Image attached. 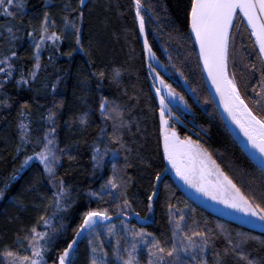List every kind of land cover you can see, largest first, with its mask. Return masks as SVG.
Returning a JSON list of instances; mask_svg holds the SVG:
<instances>
[{
    "label": "trees",
    "instance_id": "trees-1",
    "mask_svg": "<svg viewBox=\"0 0 264 264\" xmlns=\"http://www.w3.org/2000/svg\"><path fill=\"white\" fill-rule=\"evenodd\" d=\"M85 5L81 7L79 0H14L9 7L14 14L11 17L0 9V59L13 51L16 53L9 61L11 76H7V65L0 64L5 69L0 72V189L4 192L0 197V264H6L3 261L6 250L21 256L27 254L33 227L49 233L50 242L45 245L48 252L44 254L50 253L47 259L58 262L59 253L75 236L88 210L108 209L112 220L97 222L91 236L79 238L72 257L75 264H91L88 239L103 241L110 264H121L115 249L119 247V255L125 253L129 243L137 242L133 239L135 232L150 233L151 236H145L149 244L154 236L162 246L170 248L175 238L169 222V204L173 212L185 216V231L206 232L209 236L206 264H247L231 252L232 245H239V251L254 264H264V232L201 208L166 173L159 103L152 90L134 0H85ZM142 5L152 50L172 71L166 55L171 57L175 70L183 73L204 107L203 110L195 107L193 116L201 134L200 144L244 195L256 197L259 203L264 192V171L229 132L208 91L190 30V0H142ZM81 11L83 17L79 15ZM45 13L49 19L45 35L54 32L59 39H45L41 43L40 67L36 69V44L40 43ZM72 22L80 29V45L76 44ZM9 27L11 33L7 30ZM249 33L238 14L230 41L229 69L230 73H236L240 92L253 107L250 97L260 72L245 67L257 62L259 68L258 50ZM113 70H119L118 80L112 79ZM33 71L35 78L31 75ZM101 71L105 73L103 79L93 75ZM173 76L178 78L175 71ZM22 77L27 83H18ZM102 97L119 105L124 114L126 126L117 133L123 139V148L109 142L114 121L101 115ZM50 113L54 114L51 119ZM256 113L260 114L259 110ZM22 122L27 125L29 142L17 152L22 143ZM46 133L54 141L53 150L59 157L56 178L64 181L68 193L60 209L53 203L57 189L49 183L51 178L39 160L33 159L18 173L15 171L21 168L25 156L41 150ZM96 149L100 150L99 163L93 159ZM113 165L117 183L123 187L119 191L112 189L109 195L101 185L113 177ZM157 173L161 176L159 181L155 179ZM12 176L15 179H10ZM154 189L158 195L149 212L147 197ZM125 199L131 210L118 212L117 205ZM40 217L49 219L51 225L44 226ZM141 250L138 245L133 254L142 257Z\"/></svg>",
    "mask_w": 264,
    "mask_h": 264
},
{
    "label": "snow or ice",
    "instance_id": "snow-or-ice-1",
    "mask_svg": "<svg viewBox=\"0 0 264 264\" xmlns=\"http://www.w3.org/2000/svg\"><path fill=\"white\" fill-rule=\"evenodd\" d=\"M14 0H0V9L6 16H13V12L9 10V7L13 5ZM81 7H86L85 0H79ZM135 5V18L138 21L139 33L144 36V51L150 59H155V54L152 51V47L149 44L148 37L146 35L145 17L142 15V0H134ZM75 11V10H74ZM240 14L242 19H246L247 26L250 28V36L255 37V44L258 45L257 62H253L245 67L250 68L253 72H260V79L257 81V86L252 88L253 97H250L253 107H249V103L242 97L240 89L237 84L236 73L229 72V44L231 40V32L235 27V18ZM83 17V12L79 13ZM190 21L191 31L195 35L196 43L199 44V59L203 61V70L207 72L208 78L211 80L216 93L220 97V103L223 106L224 111L231 118L232 122L237 125L240 132L246 138L247 146L252 150L250 154L253 158L256 157V153L259 154V163L262 169H264V0H190ZM67 19L65 20V26H68ZM49 19L48 13L44 14V20L41 25V35L39 37L40 43L36 44V65L35 68L39 69V50L41 43L45 39L57 40L59 37L56 33H48ZM71 27L75 30L76 44L80 45V29L76 26L75 22L71 23ZM8 32L11 33L12 28L9 27ZM83 51V47H80ZM71 55V53H68ZM16 53L13 51L10 56H4L0 59V64L7 65V76H11L12 65L9 63L12 57H15ZM171 60V57H169ZM150 73H154V80L158 79L163 88L157 87L155 89L156 95L159 97V116H160V136L163 143V155L167 159L169 164L175 170L176 175L179 176L185 184L195 189L197 193L202 194L205 197L213 201H217L219 204H223L225 208L232 209L234 212L242 213L241 219L256 218L262 226H264V192L260 194V202H256V197L245 196L241 189L237 186L233 180L225 174L220 165L212 159L211 153L207 152L200 144L199 141H193L191 137L185 136L180 138L176 129L170 125V120L174 117L172 108L169 105L173 100L179 101L185 108L188 107L187 101L183 95L178 94L171 85L165 84V81L160 74L156 72V69L151 64L148 65ZM4 68H0V72H4ZM179 71V70H177ZM35 78L36 72L31 73ZM98 75L100 79H103L105 73L103 71L93 73ZM180 75L183 77V73ZM120 76L119 70H113L112 79L118 80ZM27 83V81L21 78L18 83ZM247 87V85H245ZM55 89V85H52ZM258 87V91H257ZM165 89L167 90V97L162 94ZM195 92V89H192ZM171 98V99H169ZM207 102V101H206ZM27 107V105H25ZM101 115L106 119L113 120V134L109 137V142L124 147L123 139L117 133L121 128H124V114L121 111L119 105L114 102H110L106 97L101 98L100 102ZM259 110L260 114L256 113ZM23 115V113H22ZM54 114L50 113L49 119ZM179 120V117H175ZM116 121H119L117 124ZM83 123V118L81 119ZM22 130L21 145L17 147V152L23 147L25 143H28L27 139V125L23 122L20 125ZM55 129L51 132L54 133ZM104 130L101 129V132ZM49 134H45V143L40 151H34L33 155L25 156L20 169L15 171L18 173L29 161L33 159L39 160L43 165V170L51 178L49 183L52 184L57 191L53 195V203L57 209L66 203L65 197L67 196V189L64 187V181L57 179L55 175V165L59 160L56 152L53 150L55 145L52 139H48ZM39 143V141L37 142ZM107 147L104 154H107ZM115 151L114 155H115ZM99 149H96L93 155V159L99 163ZM127 159V157H125ZM114 175L112 178L101 185V189L108 190V194L112 195L111 190L116 189L119 191L122 184H118V177L115 175V165H113ZM264 175V173H262ZM211 177V179H209ZM10 179H15L12 176ZM155 179L159 181L161 176L156 174ZM264 184V180H262ZM8 184H5V188ZM4 192L0 189V197H3ZM93 196L99 195L98 193H92ZM158 195V192L154 189L152 193L147 197V209L152 211L154 197ZM103 197L101 196V199ZM63 202V203H62ZM169 208V222L174 225L173 236L177 232L182 233L181 244L182 248H178L175 242L172 243L170 248H166L161 245V242L154 236L151 243L145 240V236H151L150 233L143 231L135 232L133 239L139 237L144 240L148 246L149 262L148 264H169L166 257H177L179 251L187 252L189 249L199 248L203 251L209 244V236L206 232L192 230L190 233L185 231L186 225H183L185 216L180 215L179 219L174 218L172 211V205H168ZM131 210V205L128 200H124L122 204L117 205L118 212H125V210ZM127 214V213H125ZM139 217V213L136 214ZM108 209L103 210H88L83 214L82 222L75 230V236L66 242V247L59 253L57 264H75L73 260L74 253L77 249L79 238L91 236L95 225L98 220H108ZM44 226H50L51 221L45 217H40ZM255 223V221H251ZM55 231V229H53ZM223 231V229H221ZM112 232V229H109ZM31 239L29 240V247L31 248V255L21 256L12 251H5L3 253L7 264H46L44 260V252L46 251L45 245L50 242L48 232H38L36 227L30 230ZM239 235V234H238ZM197 239L199 243H197ZM43 241V243H41ZM88 244L91 246V264H107L105 257L108 253L104 250L103 241L95 242L93 239H88ZM119 245V241H117ZM229 244L232 242L229 239ZM239 245H232L231 252L235 253L240 259L246 260L247 264H254L253 261L248 260V257L244 255L242 251H239ZM119 247L115 249V252L119 258ZM127 253V259L123 260V264H137L136 258L133 253L136 251V245H132V250L127 248L124 250ZM228 249L225 250L227 254Z\"/></svg>",
    "mask_w": 264,
    "mask_h": 264
},
{
    "label": "flooded vegetation",
    "instance_id": "flooded-vegetation-1",
    "mask_svg": "<svg viewBox=\"0 0 264 264\" xmlns=\"http://www.w3.org/2000/svg\"><path fill=\"white\" fill-rule=\"evenodd\" d=\"M163 53L164 55H166V52H164V50H163ZM166 60H168L167 55H166ZM163 64L164 62L160 60V64H158V67H160L158 69L160 73V77L163 78V80L165 81V84L171 85L172 89H174L178 94L183 95L188 104V107L185 108L183 105L179 103V101L173 100V102L169 105V107L172 108V111L174 113V117L171 118L170 123L176 129L181 139H183L185 136H189L192 138L193 141H199V144H200L201 134H199L197 130L198 126H197V123L194 121L193 116L195 112L197 111L195 107H198L200 110H203L204 107L202 106V104L200 105L196 104L194 100L188 96L184 87L177 80L171 81L172 78H170V76H168L167 73L162 71L161 65ZM179 85L183 87L184 92L180 88L181 86L179 87ZM157 87H160V88L164 87L163 85L160 84L159 80H158V84H156V88ZM162 94H164L167 97V90L165 89V91ZM175 117H179V120H176ZM166 173H168L169 176H171L174 179V182L179 187V189L182 191V193L190 200H191V195L193 194L202 196L208 199L214 205H217L221 207L224 211H226L227 215L224 217L225 219L231 220L235 223L247 226L249 228L253 225H259V226L261 225V223L258 220H256V218L252 217V218H247V219H241V217L243 216L242 213H237V212H234V210L232 209H227L225 208L223 204H219L217 201H213L209 199L208 197H205L202 194L197 193L195 189L185 184L184 181L179 176L176 175L175 170L172 168L171 164H169L168 161H167ZM209 179H211V177H209ZM215 215L219 216L218 214H215ZM251 221H255V223Z\"/></svg>",
    "mask_w": 264,
    "mask_h": 264
},
{
    "label": "water",
    "instance_id": "water-1",
    "mask_svg": "<svg viewBox=\"0 0 264 264\" xmlns=\"http://www.w3.org/2000/svg\"><path fill=\"white\" fill-rule=\"evenodd\" d=\"M238 16V15H237ZM236 16V18H237ZM236 18H235V21H236ZM243 22L245 23V25L247 26V21L246 19H243ZM235 23V22H234ZM241 25V24H239ZM249 32H250V28L247 26ZM190 30H191V21H190ZM233 31V29H232ZM192 33V31H191ZM147 35V33H146ZM231 35H232V32H231ZM192 36H193V39H194V42H195V45H196V48H197V53H198V56H199V44L196 43V40H195V35L194 33H192ZM140 38H141V42H142V45H143V42H144V36L140 34ZM254 42H255V37H252ZM149 41V40H148ZM231 41V40H230ZM150 44V42H149ZM256 45V44H255ZM257 47V50H258V45H256ZM144 48V46H143ZM229 49H230V44H229ZM153 51V50H152ZM154 52V51H153ZM165 52V50H164ZM146 54V53H145ZM155 54V52H154ZM146 58H147V63L148 65L151 64L152 67H155L156 69H159L160 67H158V64H160V59L157 57V55L155 54V59H150L147 54H146ZM168 58V62L170 64V66H172L171 64V61L169 59V57L167 56ZM200 60V59H199ZM200 63H201V68H202V72H203V76H204V80H205V83H206V86L208 88V91L215 103V105L217 106L218 108V111L222 117V120L224 122V124L226 125L227 129L229 130V132L232 134V136L235 138V140L238 142V144L241 146V148L245 151V153L247 154V156L257 165L259 166L261 169V164L259 163V154L256 153V157L257 158H253V156L250 154V152L252 151L248 146H247V142H246V138L243 136V134L240 132L239 128L237 127L236 124H234L231 120V118L228 116V114L224 111L223 109V106L221 105L220 103V97L219 95L216 93V90L214 88V86L212 85V82L211 80L208 78V75H207V72L203 70V61L200 60ZM172 68L174 69V66H172ZM149 69V67H148ZM228 69H229V62H228ZM175 70V69H174ZM150 71V69H149ZM229 72H230V69H229ZM177 73V76L179 78V82L181 83V85L184 87L185 91L187 92L188 96L191 97L194 102L198 105H200V101L196 95L195 92L192 91V87L191 85L186 81V79L184 77H182L180 75V73L178 71H176ZM151 77L153 78L154 80V73H150ZM155 82V85L152 86V90H153V93L154 95L156 96L157 100H158V103H159V97L156 95V84H158V81L157 79L154 80ZM242 95V94H241ZM243 97V96H242ZM244 98V97H243ZM245 99V98H244ZM247 102V101H246ZM250 107V105H249ZM162 138V137H161ZM163 145V143H162ZM264 171V169H262ZM191 200L193 202H195L197 205H199L201 208L205 209L206 211L208 212H211V213H214V214H218L220 217H225L227 215V212L224 211L221 207L217 206V205H214L212 202H210L208 199L202 197V196H199V195H196V194H193L191 195ZM110 217V216H109ZM112 220V218L110 217L108 220H101L103 223H106V222H110ZM99 221V220H98ZM251 229H254V230H257V231H261V232H264V226L262 225H253L250 227Z\"/></svg>",
    "mask_w": 264,
    "mask_h": 264
},
{
    "label": "rangeland",
    "instance_id": "rangeland-1",
    "mask_svg": "<svg viewBox=\"0 0 264 264\" xmlns=\"http://www.w3.org/2000/svg\"><path fill=\"white\" fill-rule=\"evenodd\" d=\"M162 67V71L167 73L168 76H170V78H172L171 81L177 80L178 78L174 77L173 74H171L172 72L169 71V69L167 68V66H165V64ZM158 72V71H156ZM170 125L173 127V125L170 123ZM201 145V144H200ZM174 214V218L175 219H179L180 215H182V213L179 212H173ZM101 221V220H100ZM121 228H124V226L122 225ZM172 228H174V225L172 224ZM127 229V228H126ZM39 232V231H38ZM124 232V230H123ZM110 234V232H108ZM175 238V243L177 244L178 248H182V244H181V239H182V233L177 232L176 235L174 236ZM145 239V238H144ZM132 239L129 240V242H131ZM134 240H136L137 242L134 243H129V251L132 250V245L135 244L136 246H140L141 253H139L142 257H139L138 254H133L136 258V262H149V253H148V246L149 244H146L144 242V240H141L139 237H136ZM197 243H199V240L197 239ZM48 252V249H46ZM50 254V253H47ZM46 254V255H47ZM28 256L31 255V248L29 247V252L26 254ZM44 254V260L46 261V264H57V262H53V261H49L47 259V256ZM205 255H206V248L201 251L199 248L196 249H189L187 252L185 251H179L178 252V258L177 257H166V259L169 261V264H206L205 262ZM117 261L121 264H123V260L127 259V253H121V255H116ZM107 263L109 262L110 264V260L109 257H105ZM3 261L7 264V261L5 259V257L3 258Z\"/></svg>",
    "mask_w": 264,
    "mask_h": 264
},
{
    "label": "bare ground",
    "instance_id": "bare-ground-1",
    "mask_svg": "<svg viewBox=\"0 0 264 264\" xmlns=\"http://www.w3.org/2000/svg\"><path fill=\"white\" fill-rule=\"evenodd\" d=\"M28 252H29V246H28ZM28 252H27V253H28Z\"/></svg>",
    "mask_w": 264,
    "mask_h": 264
}]
</instances>
